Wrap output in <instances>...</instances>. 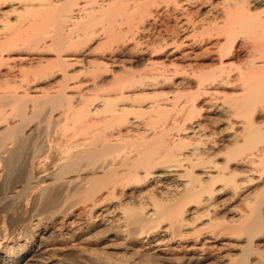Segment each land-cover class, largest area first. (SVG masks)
<instances>
[{
    "label": "bare ground",
    "instance_id": "obj_1",
    "mask_svg": "<svg viewBox=\"0 0 264 264\" xmlns=\"http://www.w3.org/2000/svg\"><path fill=\"white\" fill-rule=\"evenodd\" d=\"M0 264H264V0H0Z\"/></svg>",
    "mask_w": 264,
    "mask_h": 264
}]
</instances>
